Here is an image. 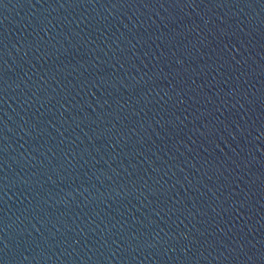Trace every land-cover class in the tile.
Segmentation results:
<instances>
[{"label":"water","instance_id":"water-1","mask_svg":"<svg viewBox=\"0 0 264 264\" xmlns=\"http://www.w3.org/2000/svg\"><path fill=\"white\" fill-rule=\"evenodd\" d=\"M0 264H264V0H0Z\"/></svg>","mask_w":264,"mask_h":264}]
</instances>
